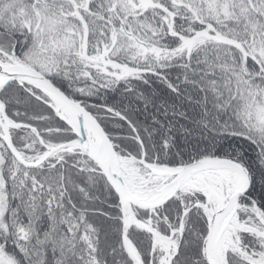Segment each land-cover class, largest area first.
<instances>
[{
	"label": "snow or ice",
	"instance_id": "1",
	"mask_svg": "<svg viewBox=\"0 0 264 264\" xmlns=\"http://www.w3.org/2000/svg\"><path fill=\"white\" fill-rule=\"evenodd\" d=\"M0 264H264V0H0Z\"/></svg>",
	"mask_w": 264,
	"mask_h": 264
}]
</instances>
